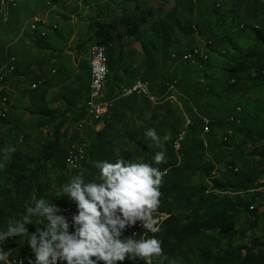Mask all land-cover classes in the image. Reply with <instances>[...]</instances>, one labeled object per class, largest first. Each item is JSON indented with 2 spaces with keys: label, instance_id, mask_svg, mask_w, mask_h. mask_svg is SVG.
Masks as SVG:
<instances>
[{
  "label": "rangeland",
  "instance_id": "374dc122",
  "mask_svg": "<svg viewBox=\"0 0 264 264\" xmlns=\"http://www.w3.org/2000/svg\"><path fill=\"white\" fill-rule=\"evenodd\" d=\"M40 16L42 22L31 23ZM123 18L135 20L137 31L130 33ZM95 21L115 26L102 95L111 106L99 125L85 111ZM3 77L0 226L40 197L73 210L59 191L76 174L64 162L65 150H88L79 171L86 181L95 178L91 152L107 126L116 159L151 163L163 150L166 163L153 166L164 175L176 168L160 185L166 192L159 229L169 218L186 224L229 208L231 234L204 230L169 259L244 264L264 233V0H0ZM139 80L154 100L122 95ZM149 127L161 137L158 146L144 143ZM56 128L63 156L45 161L43 147ZM14 158L23 168L21 182L5 173ZM250 184L256 189H245ZM134 227L138 238L139 222L123 236ZM14 243L11 258L23 257L18 251L26 242Z\"/></svg>",
  "mask_w": 264,
  "mask_h": 264
},
{
  "label": "clouds",
  "instance_id": "9594fccd",
  "mask_svg": "<svg viewBox=\"0 0 264 264\" xmlns=\"http://www.w3.org/2000/svg\"><path fill=\"white\" fill-rule=\"evenodd\" d=\"M143 136L147 147L160 144L154 128L145 129ZM161 163H166L163 150L152 155L151 163L120 158L90 161L98 176L86 181L83 171H77L59 189L74 211L65 215L61 207L40 197L23 215L0 226V264H18L6 250L9 240L27 244L30 254L20 258L19 264H124L126 260L129 264H177L154 235L161 220L159 189L164 172L153 165ZM137 222L153 235L123 236Z\"/></svg>",
  "mask_w": 264,
  "mask_h": 264
},
{
  "label": "trees",
  "instance_id": "16d2710c",
  "mask_svg": "<svg viewBox=\"0 0 264 264\" xmlns=\"http://www.w3.org/2000/svg\"><path fill=\"white\" fill-rule=\"evenodd\" d=\"M122 22L130 28V33H134L137 31L138 23L135 20L123 18ZM93 25L94 43L103 45L105 47L108 46L113 39L112 31L115 29V26L106 25L98 21H95ZM60 140L61 135L59 134V128H56L53 140L48 142L43 147V160L52 161L63 156V143L61 144ZM91 155L94 160L106 159L110 162H114V160L116 159L114 148L108 140L107 126L97 133L96 144L94 145V149L91 152ZM66 159L67 151L65 150L64 162ZM168 168L169 167H166L164 168V170ZM173 169L176 168H172L171 170ZM22 170L23 168L19 164V161H17V158H14L5 173L12 181L21 182V180H23V177H21L20 175ZM171 170H169L168 173L162 177V183L172 175ZM76 172L77 171H75V173ZM255 187L256 186L254 184H250L246 185L245 189L252 190L253 188L256 189ZM38 189H40V187H38ZM159 190L161 194L166 192V189L164 188H161ZM160 198L161 195L159 199ZM57 202L59 205H62V202ZM53 203H55V201H53ZM228 209L226 208L225 210L220 211L219 213H216L214 216L205 220L199 219L197 221H190L186 224H180L175 218H169L161 225L159 232L154 235L162 242L163 252L166 253L169 258L174 257L190 239L196 238L204 230L217 231L222 235L231 234V231L233 230L234 219L233 217H231V213ZM135 230L136 227H134L132 231L128 232L127 236H130ZM145 232L146 231L144 230L139 231L138 238H140ZM150 235L153 234L149 233L148 236ZM14 245L15 243L13 244V246L9 247L10 249H7L10 250L12 254H16L17 252L15 249H13ZM18 253H21L23 257L26 254H30L28 247L24 248L21 251H18ZM245 259L246 261L244 262V264H264V233L261 239H257L253 242L252 246L248 249ZM124 264H129V262L126 260ZM138 264H143V262H138Z\"/></svg>",
  "mask_w": 264,
  "mask_h": 264
},
{
  "label": "built area",
  "instance_id": "2783aa9c",
  "mask_svg": "<svg viewBox=\"0 0 264 264\" xmlns=\"http://www.w3.org/2000/svg\"><path fill=\"white\" fill-rule=\"evenodd\" d=\"M41 19L42 17L40 16L36 20H32L31 23L38 22L39 24L40 22H42ZM203 49L206 50V48H203ZM192 56L193 55L190 53V50H189L188 59H191ZM8 63H9V70H10L13 66L11 59ZM88 67L90 71V84H89L88 96L85 102V108H86V112L89 118L99 125L100 122H97V113L104 110L106 106V105H102V95H105L106 86L101 85L102 72H108L107 52H106L105 46L96 44V46L91 47V51L88 53ZM4 80H5V77L1 78L0 82L3 83ZM174 86H175V82L173 83L171 88H173ZM121 91H122L123 96H125L126 94H129L132 91H141L145 96H149L151 99L155 98V96L152 94L151 90L147 88V86H139L137 85V81L134 82V84L130 86L123 87ZM5 101L1 102L2 106H4ZM0 114H4V111H0ZM75 155H81V164H73L72 158H71L69 166L67 168L69 172H73V173L82 168L84 161L88 157V150L87 151L77 150ZM72 211H74V209L64 210V214L68 215ZM13 244H14V240H9L6 243L5 247L9 248L13 246ZM11 259L12 258L10 257V260Z\"/></svg>",
  "mask_w": 264,
  "mask_h": 264
},
{
  "label": "bare ground",
  "instance_id": "6f19581e",
  "mask_svg": "<svg viewBox=\"0 0 264 264\" xmlns=\"http://www.w3.org/2000/svg\"><path fill=\"white\" fill-rule=\"evenodd\" d=\"M8 20H9V18H8ZM93 46H96V43H93L90 46V51H91V47H93ZM105 81H106V72H102V78H101V85L102 86H105ZM137 85H139V86H147V88H148V83L146 81L139 80V81H137ZM131 95H142V96H144L146 98H150L149 96H145L141 91H132L129 94H126L125 96H131ZM151 100H154V98H152ZM102 105H106V106H105L104 110H102V111L97 113V121H101V119L103 117H105V118L107 117V115L109 113V107L111 106V103L110 102H102ZM77 150L78 151H82V149H80L78 147L69 150V152L67 154V164H68V166H69L71 158H72L73 164H81V155H75ZM20 258L22 259L23 257H20ZM20 258H13V259L16 260L18 262V264H19Z\"/></svg>",
  "mask_w": 264,
  "mask_h": 264
}]
</instances>
